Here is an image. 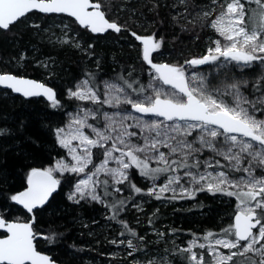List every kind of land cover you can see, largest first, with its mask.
<instances>
[{
    "label": "snow or ice",
    "instance_id": "snow-or-ice-1",
    "mask_svg": "<svg viewBox=\"0 0 264 264\" xmlns=\"http://www.w3.org/2000/svg\"><path fill=\"white\" fill-rule=\"evenodd\" d=\"M246 3L257 7L247 8ZM221 9L210 26L228 43L213 41L215 47L209 48L207 54L185 63L204 65L220 57L244 66L264 62V0H227ZM33 11L66 14L92 33L121 31L117 23L106 18L101 4L90 0H0V30L9 29ZM203 15L207 18L212 13ZM133 36L140 42L142 60L151 69L149 84L134 87L135 81L121 76L117 79L123 83L105 80L101 90L97 77L86 74L74 88L68 89L69 99L98 107L79 108L65 127L56 129L57 143L66 150L68 159H57L48 167L30 168L26 187L11 195V201L33 213L45 206L61 185L57 173L83 175L68 199L74 203L81 200L104 203L113 212L111 218L116 219L126 201L115 199L107 203L105 198L113 192H122L117 186L125 184L134 193H142L144 190L132 182L130 172L135 169L141 177L153 182L146 194L157 200L192 198L197 192L208 191L238 201L234 222L221 230L222 238L213 239L214 233L209 231L203 236L207 244H198L193 239L181 249L189 254L186 257L189 264H237V256L251 261L248 253L259 257L252 264H264V119L256 115L262 111L257 105L264 106V95L249 100L233 83L227 86L232 91L225 93L232 97L231 101L219 99L207 91L203 78L198 86H192L197 78L193 76L190 82L183 66L154 62V53L162 47L161 40L154 35L133 33ZM161 85L170 86L173 91ZM0 86L24 97H44L54 108L61 106L54 89L35 80L0 74ZM105 105L117 111L102 112ZM90 119H103L104 123L97 126ZM94 150H102L99 163L94 162ZM205 150L228 161V170H215L225 167L219 160L201 159ZM181 170L182 175L175 174ZM161 176L165 177L164 182L156 184ZM169 192L173 195L165 197ZM34 223V218L26 222L0 218V230L4 233L0 237V264H54L37 248ZM129 232L136 237L134 231ZM127 244L135 250L131 239ZM194 248L206 249L211 261L205 259L204 252L193 251ZM148 264L157 262L150 260Z\"/></svg>",
    "mask_w": 264,
    "mask_h": 264
},
{
    "label": "trees",
    "instance_id": "trees-1",
    "mask_svg": "<svg viewBox=\"0 0 264 264\" xmlns=\"http://www.w3.org/2000/svg\"><path fill=\"white\" fill-rule=\"evenodd\" d=\"M95 1L101 4L107 18L121 27L120 32L95 35L69 17L36 12L29 13L9 29L0 30V72H10V62H16L17 70L10 73L49 84L61 105L54 108L41 97L22 98L0 89V130H3L0 134V216L7 220L29 219L10 197L26 187V174L30 168L48 167L57 159L66 158L65 150L57 143L56 129L64 125L67 113L74 107L65 94L67 87L86 74H94L97 82L102 77L117 79L123 76L135 81L134 87L145 85L150 67L142 60L141 45L131 32L154 35L161 40L162 47L154 53V62L162 59L178 66L205 55L208 46H212L211 38H217L222 45L227 44L210 26L221 9L219 0L215 4L212 0ZM209 5H214L212 15L207 18L200 15ZM246 7L257 6L246 3ZM59 19H65L69 24L78 44L50 40L48 31ZM40 59L45 62H38ZM198 70L206 85L237 83L251 99L264 93V77L258 64L246 67L235 63H208L199 66ZM257 107L261 108V105ZM95 151L94 162H97L102 157V150ZM130 175L132 182L141 188L143 179L137 171L131 170ZM60 179L57 191L45 206L34 210L33 218L34 230L41 234L35 241L38 250L61 264H128L122 257H105L107 249L115 246L106 238L110 232L106 224L108 219L119 227L118 232L131 238L133 251L138 253L146 247L145 239L149 236L144 228L147 226L159 229L167 222L182 233L192 229L200 232L221 227L235 212L234 197L223 201L216 194L197 192L186 207L171 211L159 206L155 213L135 224L124 210L112 219L113 212L98 202L70 201L68 194L76 177L64 174ZM121 187L122 194L106 197L107 203L115 199L128 201L134 196L127 184ZM235 260L237 264H246L241 256Z\"/></svg>",
    "mask_w": 264,
    "mask_h": 264
},
{
    "label": "rangeland",
    "instance_id": "rangeland-1",
    "mask_svg": "<svg viewBox=\"0 0 264 264\" xmlns=\"http://www.w3.org/2000/svg\"><path fill=\"white\" fill-rule=\"evenodd\" d=\"M226 2H227V0H219L218 4L221 7V5L225 4ZM213 9H214V5H209V7L203 9V12L200 13V15H203L204 12H212ZM221 10L222 9H220L217 12V14L220 13ZM215 16H214V18H215ZM47 35L50 36V38H51L50 40L51 41H57V42L70 41L71 43H74V44H78L79 43V40L77 39L76 34L71 31V27L65 21V19L56 20L53 23L52 28L48 31ZM211 40H212V42H211L212 46H208L207 51H208L209 48H214L215 47V44L213 43V41H216L218 39L217 38H211ZM205 54H207V53H205ZM38 62H45V60L44 59H40ZM159 62H163L162 59H159ZM211 63H215V64L216 63L217 64L235 63V64H239L241 66H244L242 63H238V62L230 61V60H225V58H223V57H220L217 61L211 62ZM255 64H258L259 69H261V71H262L261 75H262V77H264V62L254 61L251 65H248L246 67H251V66H253ZM9 65H10V67H9L10 72H13V71L17 70V63L16 62H14V63L10 62ZM181 66L184 67L185 75H186V77L189 78L190 82H191V78L193 76H195L197 78L195 83L192 86H198L200 84V82H201V76H200V71L198 70V67L202 66V65L191 66V65H188V64L184 63ZM151 75H152V73H151V70L149 69L146 72V77L147 78L145 80V85L144 86H147L149 84V80L151 79ZM84 78L85 77L79 78L78 80L74 81L71 84V86L66 88L65 94H66L67 97H68V95H67L68 89L74 88L75 85L79 81L84 79ZM105 80L110 81V82L116 81L117 83H121L119 80H117L115 78L102 77L98 81V86L101 88V90L103 89L102 82L105 81ZM153 84H159V82L158 81H153ZM203 84L205 85V88L207 89V91L211 92L213 95H216L219 99H223L226 102H230L231 101L232 97L225 94V93H227L229 91H232V89H229L227 87L229 84H226V83H213V84H210V85H206L204 80H203ZM161 87L163 89H165V90L173 91L170 87H167L165 85H161ZM128 91H131V90L128 89ZM240 91H241V93L243 95L247 96L249 100H255V99L261 97L262 95H264V93H263V94H260L257 97H254L255 99H251L241 87H240ZM72 101H73L74 107H73V109L71 111H69L67 113L66 121H65L64 125L61 126V127H65L68 124V122L70 121L71 117L73 115H75L79 111V108L87 107V108L95 109L96 107H98L97 105H93L91 103L80 102V101H75V100H72ZM261 109H262V111L261 112H257L256 115H257L258 118L264 119V106H261ZM128 110H130V108ZM101 111L102 112L103 111L114 112V111H117V110L116 109H111L107 105H105L104 108ZM136 115H140V114H136ZM144 119L150 120V119H156V118L155 117H144ZM89 122L93 123V124H95L97 126H101L104 123L103 119H100L99 121H93V120L90 119ZM61 127H59V128H61ZM86 131H90V130H86ZM161 150L167 152V149H161ZM65 152H66V150H65ZM94 152H96V155H97V151L94 150ZM210 157L213 158V161L214 160H219L220 164L225 166L224 169H220L219 167H216V169H215L216 171H219V170L227 171L228 170V168H227L228 161L224 160L222 157L214 156L213 153L208 152L207 150H205V152L203 153V156L201 157V159H206V158H210ZM102 158H103V156L101 157V159ZM66 159H68L67 154H66ZM99 161H97L95 163H99ZM153 166H155V165H153ZM193 171H196V170L193 169ZM208 171H213V169H208ZM182 172H183V170H181L180 173H175V174L182 175ZM65 174H67V173H65ZM130 174H131V172H130ZM235 175L238 176V175H240V173H235ZM57 176H58V178L61 177V175L59 173H57ZM75 177H76L75 183L79 179L84 178L83 175H81V176H76L75 175ZM164 178H165L164 176H161V178L158 179L155 183L156 184H162L164 182ZM142 179L143 180H142L141 189L144 190V191L142 193H140V194L135 193L134 196H131V199L126 201V204L124 205V214L125 215H129L130 218L135 221V224H140L141 221L145 220L151 214L155 213L159 206L168 208L169 210L173 211L175 209H179L182 206L186 207V203H188V201L193 199V197H192V198H177V199L165 198V199L157 200L153 196H149V195L146 194L147 193V189L152 187V183L153 182L149 181V180H147V179H145L143 177H142ZM117 187H121V185L117 186ZM72 191H73V189L69 193H71ZM202 192L210 193L208 191H202ZM120 194H122V192H120V193L113 192L112 195L114 196V195H120ZM164 195H165V197H171L173 194L171 192H169V193H165ZM216 196H217L218 199H221L223 201H226L228 199V196L223 195L221 193H216ZM105 200H106V198H105ZM109 200H112V198H110ZM81 201L87 202V203L88 202H95V201H91V200H81ZM106 202H107V200H106ZM237 203H238V201L234 197L233 205H234L235 211H236ZM100 204L105 206L104 203H100ZM108 209H110V208L108 207ZM106 212H107V210H106ZM122 215H123V212H122ZM20 221H24V220H20ZM111 223H112L111 219H108L106 221L107 230H110V232L107 233L106 238L108 239V242L114 243L115 246L114 247H110V248L107 249V253L105 254V257H107V259L122 257L124 259H127V261H128L127 263L128 264H148V262L150 260H155L157 262V264H189L188 260L186 259V257L189 254L185 253V252H182L181 249L187 247L189 242L191 240H193V239H196L198 244L199 243L207 244L208 241H205L203 239V236L209 231L214 233L213 239L222 238L223 237V233H222L221 230L226 228V227H228L230 224H232V220L230 219L227 222H223L222 226L217 228V229H205V230L200 231V232L199 231H195L194 229H192V231L183 232L182 233L180 230H178V229H176L174 227H171V225L169 223H167V222L166 223H162V225H161V227L159 229H155V228H152L150 226H147L146 228H144V232L149 236V237H147L145 239L146 247L141 249V251L138 252V253H135L133 251V249H130L128 247L127 242L131 238H127V237H125L124 234L118 232V228L119 227L115 226V225H112ZM161 233L163 235H161ZM121 241H123V243H121ZM193 251H195L197 253L204 252L205 259L208 260V261H211V259H212L210 256L207 255V250L206 249L194 248ZM219 251L224 252V253L228 252L227 249H219ZM130 252L132 253L131 255H129ZM247 257H251V261L248 260L246 257H242L246 261V264H252V261H255V260L259 259V257L254 256L252 253H248ZM108 262H109V260H108Z\"/></svg>",
    "mask_w": 264,
    "mask_h": 264
},
{
    "label": "water",
    "instance_id": "water-1",
    "mask_svg": "<svg viewBox=\"0 0 264 264\" xmlns=\"http://www.w3.org/2000/svg\"><path fill=\"white\" fill-rule=\"evenodd\" d=\"M90 2H92V3H99L98 1H95V0H90ZM102 10V9H101ZM103 11V10H102ZM33 12H36V13H39V14H41V15H62V16H66V17H69V16H67L66 14H62V13H51V14H45V13H40V12H38V11H33ZM32 13V12H31ZM28 15V14H27ZM69 18H71L79 27H81V28H83L82 26H80L76 21H75V19L73 18V17H69ZM107 18V17H106ZM22 19V18H21ZM108 19V18H107ZM109 20V19H108ZM110 21V20H109ZM110 22H112V21H110ZM90 33H92L90 30H88ZM110 31H112V32H116V31H114V30H107L106 32H104V33H92V34H95V35H103V34H105V33H107V32H110ZM131 35H132V37L135 39V37L133 36V32H131ZM138 35V34H137ZM141 36H145V35H141ZM136 40V39H135ZM137 41V40H136ZM139 44H140V42L139 41H137ZM156 63H166V62H156ZM0 74H11V75H15V74H12V73H9V72H5V73H3V72H0ZM15 76H17V75H15ZM18 78H24V79H31V80H35V81H37V82H40V83H44V82H42V81H40V80H36V79H33V78H30V77H25V76H17ZM46 86H48V87H52V86H50L49 84H47V83H44ZM165 86H167V85H165ZM167 87H170V86H167ZM53 88V87H52ZM0 89H3V90H7V91H9L10 93H12V94H15V95H18V96H20V97H22V98H29V97H24V96H22V95H20V94H18V93H14V92H12L11 91V89H7V88H5V87H3V86H0ZM54 89V88H53ZM55 91V90H54ZM56 92V91H55ZM41 98H43V99H45L46 101H48L46 98H44V97H41ZM15 203V202H14ZM17 205V204H16ZM18 207H20L26 214H27V216L29 217V219H26V220H24V221H20V220H8L9 222H13V221H15V222H26V221H29L30 219H33V213H28L27 212V210L26 209H24L21 205H17ZM234 214H235V212H234ZM234 214L232 215V218H231V220H232V223L234 222ZM0 218H3L2 216H0ZM255 231V230H254ZM0 232H2L3 233V231L2 230H0ZM3 235H4V233H3ZM3 235H1L0 237H2ZM41 236V234H38V236H37V239L39 238ZM43 254H45V255H48L50 258H51V260L54 262V264H61V263H58V262H56L55 260H53L52 259V257L49 255V254H47V253H45V252H42Z\"/></svg>",
    "mask_w": 264,
    "mask_h": 264
}]
</instances>
